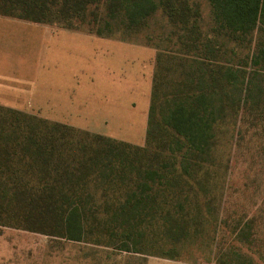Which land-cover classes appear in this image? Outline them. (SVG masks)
I'll return each mask as SVG.
<instances>
[{"label":"trees","instance_id":"1","mask_svg":"<svg viewBox=\"0 0 264 264\" xmlns=\"http://www.w3.org/2000/svg\"><path fill=\"white\" fill-rule=\"evenodd\" d=\"M207 2L213 27L203 35L189 0H0V17L102 39L125 42L157 13L185 33L173 53L155 46L141 147L0 106V228L106 237L94 244L169 261L216 230V130L264 139V0ZM254 214L223 219L218 249L206 244L217 250L213 264H264V208Z\"/></svg>","mask_w":264,"mask_h":264},{"label":"rangeland","instance_id":"2","mask_svg":"<svg viewBox=\"0 0 264 264\" xmlns=\"http://www.w3.org/2000/svg\"><path fill=\"white\" fill-rule=\"evenodd\" d=\"M189 3L200 14V31L208 34L213 23L207 0ZM1 19L0 63L17 67L19 94L0 96V106L133 146L144 145L156 70L155 46L173 53L177 39L185 33L171 27L160 13L125 42L34 28L33 24L27 28ZM222 50L229 52L225 47ZM236 53L243 57L247 50L240 48ZM238 130L227 125L216 130L211 168L215 202L211 209L217 228L210 226L204 237L185 243L179 260L157 257L159 251L133 254L94 244L96 240L106 243V237L88 236L72 242L0 228V264H213L217 250L206 244L218 249L228 225L223 219L248 221L264 208V139L249 132L238 142ZM206 236L213 242L207 243Z\"/></svg>","mask_w":264,"mask_h":264},{"label":"crops","instance_id":"3","mask_svg":"<svg viewBox=\"0 0 264 264\" xmlns=\"http://www.w3.org/2000/svg\"><path fill=\"white\" fill-rule=\"evenodd\" d=\"M2 18L1 20H3V22H6L8 24H11V25H23V26H27V28H30V24H33V23H29V22H26L25 21H20V20H16V19H10V18H6V17H0ZM33 27H37V28H44V29H48V30H53V29H56V28H52L50 26H46V25H40V24H33ZM29 30H32V29H28ZM62 30V29H60ZM65 31H68V30H65ZM45 32H48V31H44ZM71 32H74V31H71ZM29 33H34V31H29ZM38 34H41V31H37ZM89 36H92V35H89ZM92 37H95V36H92ZM98 38V37H96ZM4 72L8 73V74H4ZM18 74V70H17V67H13L12 65H7V64H1L0 63V96H11L10 98H12L13 95H18L19 94V89H18V80H17V75ZM2 107H5V106H2ZM6 108H9V109H13V108H10V107H6ZM14 110V109H13ZM165 264H176V263H173V262H167Z\"/></svg>","mask_w":264,"mask_h":264}]
</instances>
